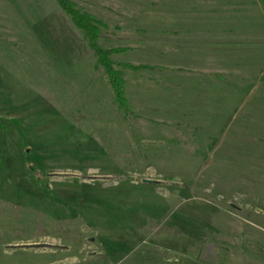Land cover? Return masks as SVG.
<instances>
[{"label": "rangeland", "instance_id": "obj_1", "mask_svg": "<svg viewBox=\"0 0 264 264\" xmlns=\"http://www.w3.org/2000/svg\"><path fill=\"white\" fill-rule=\"evenodd\" d=\"M70 1L130 114L55 0H0V264H264V0Z\"/></svg>", "mask_w": 264, "mask_h": 264}, {"label": "trees", "instance_id": "obj_2", "mask_svg": "<svg viewBox=\"0 0 264 264\" xmlns=\"http://www.w3.org/2000/svg\"><path fill=\"white\" fill-rule=\"evenodd\" d=\"M58 7L63 13L70 19L73 26L83 35L87 43V47L92 52L93 56L97 60V64L101 66L107 76L108 83L110 85L114 102L117 105V109L123 112V115L130 114V110L127 106L126 99L124 97V81L122 79L121 72L115 70L114 66L128 67L133 70H137V67L128 64H116L110 60V56L114 53L124 52L126 48H115V49H103L98 41L100 36L99 23L92 18L90 15L81 12L76 8L75 4L70 0H55ZM7 123H11L17 129L19 134L21 133L20 121L11 120L7 122L0 117V131L6 130ZM26 144V143H25ZM43 179V176H38ZM39 183V181H37Z\"/></svg>", "mask_w": 264, "mask_h": 264}, {"label": "water", "instance_id": "obj_3", "mask_svg": "<svg viewBox=\"0 0 264 264\" xmlns=\"http://www.w3.org/2000/svg\"><path fill=\"white\" fill-rule=\"evenodd\" d=\"M40 246H49V245H46V244H37V245H34V247H40Z\"/></svg>", "mask_w": 264, "mask_h": 264}, {"label": "crops", "instance_id": "obj_4", "mask_svg": "<svg viewBox=\"0 0 264 264\" xmlns=\"http://www.w3.org/2000/svg\"><path fill=\"white\" fill-rule=\"evenodd\" d=\"M58 6V5H57ZM59 8V7H58ZM60 9V8H59ZM61 10V9H60ZM62 11V10H61ZM63 12V11H62ZM70 20V19H69ZM71 22V21H70ZM71 24H72V22H71ZM73 25V24H72ZM76 29V28H75Z\"/></svg>", "mask_w": 264, "mask_h": 264}]
</instances>
